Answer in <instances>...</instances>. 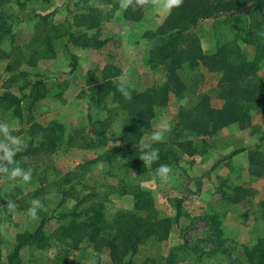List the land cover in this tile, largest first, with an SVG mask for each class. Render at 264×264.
Returning <instances> with one entry per match:
<instances>
[{
  "label": "rangeland",
  "instance_id": "rangeland-1",
  "mask_svg": "<svg viewBox=\"0 0 264 264\" xmlns=\"http://www.w3.org/2000/svg\"><path fill=\"white\" fill-rule=\"evenodd\" d=\"M115 2H95L106 26L87 32V36L107 43L117 38L119 47L110 45L96 51L65 46L64 23L77 14L69 0H0V24L8 25L11 31L0 42L4 53L0 55V95L21 99L23 115V122H18L11 110L0 104V124L10 125L9 135L23 141L13 145L0 134V157L6 149L15 151V164L0 159V168L32 169L30 182L0 173V264H8L7 257L20 237L33 233L43 218L47 220L43 243L24 247L14 264H93L95 258L111 264L106 241L113 237L119 216L129 214L141 216L148 227L163 218L172 222L166 240L156 239L160 228L141 240L135 264H167L170 257L174 264H248L247 253L264 238V176L252 174L248 155L264 134V113L254 107L249 127L232 125L204 142L179 132V111L194 104L199 96H209L214 108L222 106L217 99L220 75L202 67L185 68L178 74L189 88L187 94L181 99L171 96L165 107L154 108L149 127L143 130L142 140L147 142L152 131L164 124L171 127L161 142L153 144L171 147L176 153L168 181L132 171L124 158L107 163V151L120 145L128 124L111 95L103 97L101 104L90 99V88L102 82L103 69L109 65L120 68L121 75L113 81L139 92L166 81L162 66L151 69L147 55L156 41L150 33L162 26L169 13L148 3L141 9L142 18L133 21L124 17V9L114 7ZM235 17L237 22L226 25L223 16H217L191 28L186 35L197 37L205 54H213L220 46L237 45L247 61H254L261 56L257 45H264V13L241 11ZM72 31L78 34L83 28ZM47 36L56 38L52 40V52L44 51ZM183 42L179 48L185 45ZM71 54L77 58L73 74ZM259 63L257 75L263 78L264 57ZM37 81L43 82L45 97L38 101L24 97ZM94 122L104 123L95 127L105 132L107 141L97 148H85L80 138L91 134ZM183 141H191L197 152L190 156L184 145L178 148ZM239 149L247 152L223 160L212 169ZM256 150L264 159V143ZM138 193L152 200L153 207L137 212L134 195ZM233 198L234 202L230 201ZM33 199H40L44 205L37 210L36 219L28 213ZM9 200L15 208L6 207ZM99 207L109 228L101 234L103 245L96 250L82 224L87 221L85 216H62L91 213ZM113 251L123 260L129 257L121 246Z\"/></svg>",
  "mask_w": 264,
  "mask_h": 264
},
{
  "label": "trees",
  "instance_id": "trees-1",
  "mask_svg": "<svg viewBox=\"0 0 264 264\" xmlns=\"http://www.w3.org/2000/svg\"><path fill=\"white\" fill-rule=\"evenodd\" d=\"M48 3L49 0H43ZM97 0H69L74 11H71L72 21L66 20L65 26L67 30L66 44L72 45L78 50L93 49L99 51L107 43L106 40H92L87 36V32L99 31L101 24L104 21L102 12L96 7ZM114 7H120L119 0H115ZM135 7V9H133ZM142 7L137 4V0H132L128 9L124 10V17L133 21H138L142 18ZM241 11H248L250 15L264 13V0H183L180 7H174L171 13L163 22L156 32L150 33L156 41L149 50L147 60L149 67L155 69L162 66L166 81L159 87L146 89L144 92L127 87L131 92V99L126 100L125 97L118 91L121 84L115 83L113 80L121 75L120 68L116 66H107L103 69L102 82L90 88V99L101 104L103 97L112 96L113 103L116 104L118 110H121L127 118L126 133H122V141L118 147L110 148L107 151L105 160L107 163H112L117 158H124L127 162V167L137 173H146L151 178L159 179L155 176V169L160 164L171 166L172 162H176V153L171 147L165 148L154 147L159 149V160L151 165L145 164L140 160V142L143 137V130L149 127V121L153 116L154 108L165 107L171 96L176 99H181L187 94L189 88L181 80L178 72L187 68L195 69L202 67L207 72L220 75L218 82L219 93L217 99L222 101L220 108H214L211 105V99L207 95L199 96L197 101L187 108H182L178 114L179 132H187L194 137L204 142L206 138L216 135L220 130L237 125L240 129H245L250 126L251 110L256 107L264 113V77H258L260 71V63L264 57V45H257L260 49V57H256L254 61H247L239 47L224 45L217 48L213 54H205L200 46V40L195 36H187L191 28H195L207 21H211L217 16H223V24H228L230 21L237 22L235 14ZM263 16V15H262ZM260 16V17H262ZM45 16H43L44 18ZM3 18L0 11V21ZM264 19V18H263ZM260 20V19H259ZM5 23V22H4ZM82 27L83 31L76 34L73 28ZM4 31V32H3ZM11 33L10 27L0 24V42ZM56 38L47 36L44 40V51H53L52 40ZM184 41V46L178 47L180 42ZM38 54V53H36ZM0 55L4 53L0 50ZM71 70L73 74L77 67V58L70 55ZM157 66V67H156ZM126 87V86H125ZM45 86L42 81L34 82L29 86V94L27 98L33 101H38L45 97ZM21 99L10 94L0 95V104L11 110L12 115L18 122H23L21 109ZM103 125L102 122H94L91 126L89 136L81 137L85 148H97L105 145L107 141L105 132L97 129L95 125ZM94 137V140L93 138ZM264 143V134L260 136L259 143L254 149L248 152L252 167V174L255 176H264V159L259 149ZM188 150L187 155H193L197 152L191 141L179 142L178 148ZM247 152L246 149L235 150L229 157L222 158L216 162L212 169L217 167L223 160L230 159L241 153ZM174 158V159H173ZM234 202V198L230 199ZM0 206L2 203L0 202ZM153 207V202L150 199H145L144 194L138 193L134 195V209L139 212L144 209ZM91 215V216H90ZM179 208L176 218H179ZM85 216L86 220L82 223L88 229V241L95 245L98 250L104 241L100 236L108 227L103 221V214L99 209L91 213H68L62 217L66 218H81ZM90 216V217H89ZM119 216L115 233L110 240L106 241V246L110 250L111 264H135L133 259L138 252V246L141 240L152 236L154 229L160 228L161 234L157 240H166L170 228L171 219L163 218L154 226H149L141 216L125 215L124 222ZM176 222H178L176 220ZM47 223L46 219L40 221L37 229L28 235L20 237V241L16 244L12 254L7 257L8 264H14L19 258L20 251L27 246L42 244L44 241V228ZM101 238V239H100ZM100 240V241H99ZM118 246L124 248L129 257L123 260L115 250ZM248 264H264V238H260L253 250L246 255ZM93 264H103L99 259L95 258ZM167 264H174L173 258L168 259Z\"/></svg>",
  "mask_w": 264,
  "mask_h": 264
},
{
  "label": "clouds",
  "instance_id": "clouds-1",
  "mask_svg": "<svg viewBox=\"0 0 264 264\" xmlns=\"http://www.w3.org/2000/svg\"><path fill=\"white\" fill-rule=\"evenodd\" d=\"M132 0H119L120 8L127 10L129 4H131ZM148 3H152L154 5L162 7L166 10L169 14L174 7H180L183 3V0H137V4L139 6H144ZM135 9V7H133ZM127 76V73H124ZM118 91L125 97L126 100L131 99V92L125 87L124 85H120ZM10 125L8 124H0V134H3L5 139L11 140L13 145H18L23 143L22 138L20 137H12L9 135ZM171 131V127L167 124L157 128L156 130L150 133L149 140L147 142L141 141L140 142V160H142L145 164L151 165L152 163L159 160V149L154 148L153 144L159 143L164 139L166 133ZM3 144V141H0V145ZM25 146V145H24ZM15 155L14 150L6 149L5 155L0 157V159L7 160L8 164H15L12 157ZM172 172V168L167 164H160L157 169H155V176L160 177L163 181L167 182L169 179V174ZM0 173L7 174L10 179H21L23 182H30L32 169L29 168L27 170L22 169L19 166H15L9 170L7 166L0 168ZM8 209H13L16 207L15 203L9 200L6 204ZM44 209V205L42 204L40 199H33L31 201V206L28 209V213L32 216V218L36 219L37 217V210Z\"/></svg>",
  "mask_w": 264,
  "mask_h": 264
},
{
  "label": "crops",
  "instance_id": "crops-1",
  "mask_svg": "<svg viewBox=\"0 0 264 264\" xmlns=\"http://www.w3.org/2000/svg\"><path fill=\"white\" fill-rule=\"evenodd\" d=\"M98 8V7H97ZM101 26H106V25H103V24H101ZM110 45H112L113 47L114 46H117V47H119V43H118V41H117V38H112V40L110 41V43H107L106 45H104L103 47H102V49L103 48H109V46Z\"/></svg>",
  "mask_w": 264,
  "mask_h": 264
}]
</instances>
